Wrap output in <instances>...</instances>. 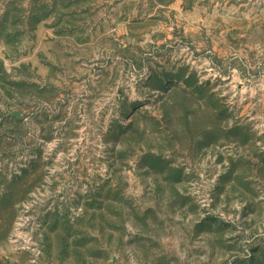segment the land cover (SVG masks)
Masks as SVG:
<instances>
[{
  "label": "rangeland",
  "instance_id": "rangeland-1",
  "mask_svg": "<svg viewBox=\"0 0 264 264\" xmlns=\"http://www.w3.org/2000/svg\"><path fill=\"white\" fill-rule=\"evenodd\" d=\"M0 264H264V0H0Z\"/></svg>",
  "mask_w": 264,
  "mask_h": 264
}]
</instances>
